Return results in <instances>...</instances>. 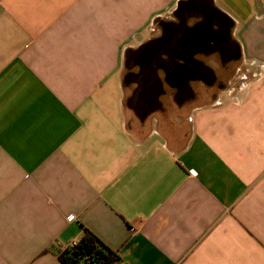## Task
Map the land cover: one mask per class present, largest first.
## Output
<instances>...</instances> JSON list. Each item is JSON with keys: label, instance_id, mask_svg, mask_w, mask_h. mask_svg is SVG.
I'll return each mask as SVG.
<instances>
[{"label": "crops", "instance_id": "1", "mask_svg": "<svg viewBox=\"0 0 264 264\" xmlns=\"http://www.w3.org/2000/svg\"><path fill=\"white\" fill-rule=\"evenodd\" d=\"M191 3L243 82L150 111ZM86 229L116 264H264V0H0V264H63Z\"/></svg>", "mask_w": 264, "mask_h": 264}, {"label": "flooded vegetation", "instance_id": "2", "mask_svg": "<svg viewBox=\"0 0 264 264\" xmlns=\"http://www.w3.org/2000/svg\"><path fill=\"white\" fill-rule=\"evenodd\" d=\"M186 19L193 21V25H182L179 48L172 50L168 45L163 48L161 59L153 58L165 68L166 76L161 85L157 83L151 88L154 97L143 102L150 111L161 106L156 98L160 88L168 100L172 98L170 105L183 107L203 94L214 97L218 91L229 89L228 81L233 78L239 79L238 86L243 82V72L237 66L240 48L224 27V17L207 3H191Z\"/></svg>", "mask_w": 264, "mask_h": 264}, {"label": "trees", "instance_id": "3", "mask_svg": "<svg viewBox=\"0 0 264 264\" xmlns=\"http://www.w3.org/2000/svg\"><path fill=\"white\" fill-rule=\"evenodd\" d=\"M59 257L63 264H116L120 260L118 253L89 229L77 243L60 250Z\"/></svg>", "mask_w": 264, "mask_h": 264}, {"label": "built area", "instance_id": "4", "mask_svg": "<svg viewBox=\"0 0 264 264\" xmlns=\"http://www.w3.org/2000/svg\"><path fill=\"white\" fill-rule=\"evenodd\" d=\"M74 219H75V216H70V218H69L70 221H73ZM75 243H77V241H74L71 244H75Z\"/></svg>", "mask_w": 264, "mask_h": 264}, {"label": "water", "instance_id": "5", "mask_svg": "<svg viewBox=\"0 0 264 264\" xmlns=\"http://www.w3.org/2000/svg\"><path fill=\"white\" fill-rule=\"evenodd\" d=\"M155 73H156V75H157V72H156V70H155ZM156 77H158V75H157Z\"/></svg>", "mask_w": 264, "mask_h": 264}]
</instances>
